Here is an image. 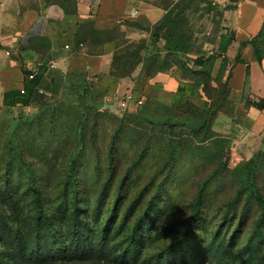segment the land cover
Masks as SVG:
<instances>
[{
	"label": "rangeland",
	"instance_id": "rangeland-1",
	"mask_svg": "<svg viewBox=\"0 0 264 264\" xmlns=\"http://www.w3.org/2000/svg\"><path fill=\"white\" fill-rule=\"evenodd\" d=\"M144 1L161 5L169 0ZM233 1L192 0L185 10L186 36L191 41L188 53H168L162 38L143 54L160 52V57L151 59L156 60L157 66L169 65L161 72L179 71L186 84L206 79L193 71L201 68L194 60H208L213 55V62L203 68L207 70L211 65L212 77H218L213 71L215 66L221 68L223 53L217 43L224 28L225 8ZM126 19L138 20L141 27L128 26ZM153 25L139 15L123 18L115 32L116 40L125 48L128 31L138 29L145 34L142 39L132 38L135 43L149 42ZM219 77L221 80L209 82L216 98L225 88L223 77ZM69 79L54 94L40 92L28 97L19 93L0 98V255L5 260L15 264H148L143 258L177 241L189 218L202 239L216 233L220 238L234 237L235 248L246 243L261 212L252 196V183L255 178V186L264 193V131L262 141L237 124L231 131L217 132L209 130L202 117L186 112L183 113L188 121L177 118L171 121L175 125L169 127L164 123L168 108L148 93L146 84L111 91L105 90L97 79L81 80L76 75ZM127 89L135 90L144 102L128 109L119 106L118 96ZM220 104L227 109L223 100ZM151 115L155 116L154 121H150ZM71 162L75 164L80 204L88 212L84 216L89 218L93 236L100 234L101 223L117 205L108 232V245L112 248L107 255L88 253L84 257H54L43 262H34L27 255L19 258L11 227L20 228L26 237L35 219L36 192L29 185L28 165L35 174L43 204L63 229L67 227L69 212L55 208L67 191L65 177ZM204 184L194 218V203ZM71 193L67 192V202ZM101 194L100 212L93 215ZM152 201L156 208L150 215L151 233L145 235L141 256L137 261L121 263L114 254L115 242L127 230L115 232L123 213L132 204V223ZM234 202L236 209L223 221L229 204ZM262 228L264 234V225ZM257 253L258 257L255 255L249 262L264 264V235ZM180 262L176 264H197L189 259Z\"/></svg>",
	"mask_w": 264,
	"mask_h": 264
},
{
	"label": "crops",
	"instance_id": "crops-1",
	"mask_svg": "<svg viewBox=\"0 0 264 264\" xmlns=\"http://www.w3.org/2000/svg\"><path fill=\"white\" fill-rule=\"evenodd\" d=\"M135 9L138 13L132 15ZM163 14V7L144 0H0V98L23 87L30 93L28 87L33 83L43 93L54 94L63 89L68 72L86 71L87 79L112 83L111 91L142 83L160 102L171 103L180 84L187 81L179 71L149 77L138 67L132 75L114 80L110 74L113 41H107L99 53L75 48L76 37L88 21L96 28L109 29L123 18L139 15L154 23ZM223 25L217 43L223 64L215 66L213 74L227 82L234 108L232 114L219 112L212 128L228 132L237 124L262 141L264 0H234L225 8ZM144 34L132 29L127 36L141 38ZM190 99L203 108L211 104L202 85Z\"/></svg>",
	"mask_w": 264,
	"mask_h": 264
},
{
	"label": "trees",
	"instance_id": "trees-1",
	"mask_svg": "<svg viewBox=\"0 0 264 264\" xmlns=\"http://www.w3.org/2000/svg\"><path fill=\"white\" fill-rule=\"evenodd\" d=\"M191 3L192 0H169L167 3H161L160 6L164 8L165 12L162 17L154 22L149 42H144V40L143 43H135L132 38L126 35L128 39L126 41L129 42L127 43L128 46L123 48L116 40L115 32L119 27L118 25H114L109 29H101L96 28L92 21H88L84 24L81 34L76 37L75 48L79 49L83 47L88 53H99L107 41H113L114 52L110 74L114 80L132 75L138 67H141L146 76L153 77L157 73L168 69L169 65L164 66L163 63H161V65L157 66L156 60L151 59L152 57H160V52H156L152 56H145L143 53L149 48H154L160 39H165L168 53L179 55L180 52H189L188 47L191 41L188 38V35L186 36L187 31L185 30V25L187 26V18L185 10L191 6ZM126 20L127 24L131 26L141 27L138 20ZM109 34L112 36L108 38ZM129 43H132L134 49H130L131 44ZM213 58L214 56L210 55L208 60H204L201 57L194 60L197 65H201V68L193 71L196 75H205L206 79L198 80L190 84H180L177 96L171 103H163L159 101L169 110L164 119V123H167L169 127L175 125V122L171 123V121H174L177 118L188 121V116L183 113L186 112L194 117H202L204 122L207 123L209 127L208 129L215 131L212 128V124L216 115L221 111H225L229 114L233 113V101L229 98L230 90L227 82L225 81V88L223 89L221 96L216 98L209 82H217L221 80V77H212L211 65L207 70L203 68L204 64L207 62H213ZM87 74L88 72L86 71L68 72L63 88L70 80V76L76 75L81 80H87ZM30 77L34 78V75ZM111 84L112 83H102V87L105 90H111ZM140 84L144 85L142 83ZM200 85L203 86L204 91L211 99V104L208 108H203L190 99V96L196 93ZM28 88L30 93H27L26 88L23 87L24 91H22V88H20V90H10L5 93V97L9 94L19 93H26L25 95L28 97H33L42 92L35 83L31 84ZM220 100H223L228 104L227 109L220 104ZM180 110L182 111L181 114H176V112ZM154 117L155 116L151 115L149 117L150 121L155 119ZM74 165V162H71L69 165L65 177V187L67 191L60 197L61 200L55 208L64 213H66V211L69 212L67 227L63 229L60 228L59 223L56 221L54 213L48 212L43 204L41 194L36 186L37 182L35 174L33 169L28 165L30 173L29 185L36 192V205L34 208L35 219L30 223V231L27 233L26 237L23 236L20 228L11 227L14 250L21 255L19 258H25V255H27L29 259H32L34 262H43L54 257H84L88 253L107 255L110 248H112L108 245V232L114 219L117 205L113 207L112 211L106 215L104 221L101 223L100 234L93 236L88 224L89 218L84 216L85 213L88 215V212L80 204L77 176L74 174ZM252 184V196H254L260 204L261 212L252 232L247 237L245 244L235 248L233 241L234 237H229L227 239L220 238L216 233L211 235L209 239H202L192 226L193 219L189 218L186 229L182 232L181 237L177 241L158 253L145 256L143 258L145 259L144 261L148 264H176L181 260L189 259L197 264H239L240 262L242 264H253V260L251 262L249 261L255 255L258 257L257 251L259 249L260 239L264 235L262 228L264 225V193L255 186V178H253ZM204 187L205 184L202 186L194 203V218L197 217L198 214L197 210L199 208ZM69 191L72 192V198L70 202H67V192ZM102 198L101 194L98 198V204L94 208L93 215L100 212ZM131 207L132 204H129L115 230V232L120 233L122 229H127L123 237L115 242L116 252L114 257L121 263H126L129 260H139L143 251L144 240H146L145 235L147 233L150 235L151 233L150 215L155 211L156 203L152 201L149 207L143 213L139 214L132 223L129 222L131 217L129 216L132 209ZM235 209V202L229 204L228 209L224 214L223 221L228 218L229 212ZM6 223L11 225L8 221H6ZM0 264L15 263L8 262L0 255Z\"/></svg>",
	"mask_w": 264,
	"mask_h": 264
},
{
	"label": "built area",
	"instance_id": "built-area-1",
	"mask_svg": "<svg viewBox=\"0 0 264 264\" xmlns=\"http://www.w3.org/2000/svg\"><path fill=\"white\" fill-rule=\"evenodd\" d=\"M138 13V10L135 9L131 12L132 15H136ZM69 47V45H66ZM32 76V75H30ZM22 91L24 89L22 88ZM144 102V98L141 96H138L133 89H127L123 92L122 95L118 96V104L124 109H128L131 106H139Z\"/></svg>",
	"mask_w": 264,
	"mask_h": 264
}]
</instances>
